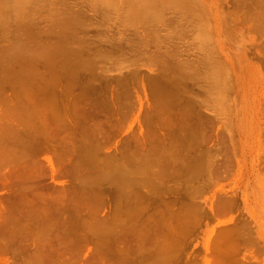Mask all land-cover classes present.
<instances>
[{"label": "rangeland", "instance_id": "obj_1", "mask_svg": "<svg viewBox=\"0 0 264 264\" xmlns=\"http://www.w3.org/2000/svg\"><path fill=\"white\" fill-rule=\"evenodd\" d=\"M27 1L31 26L0 25V264H264V0H159L137 26L130 0ZM60 39L22 90L15 55Z\"/></svg>", "mask_w": 264, "mask_h": 264}, {"label": "bare ground", "instance_id": "obj_2", "mask_svg": "<svg viewBox=\"0 0 264 264\" xmlns=\"http://www.w3.org/2000/svg\"><path fill=\"white\" fill-rule=\"evenodd\" d=\"M94 1H95V3L97 4L98 7H102L103 8V7H106L107 6L106 9H112L111 7H113L114 11L112 13L109 12V14L110 13L113 14L115 12V10H116L117 15H118V13L123 14L122 13L123 12V2H122V0H121V2L119 0H94ZM168 1L169 2H173L174 0H168ZM191 1L193 2V0H191ZM256 1L257 0H255V4H256ZM262 1H259L258 0V3L260 2L262 4ZM141 2H142V0H130V4L127 2L129 4L128 7H132L131 9H129L130 10V13H129L130 15L129 16H131V19L133 18V20H132L133 23L135 22L134 19L135 20L137 19L138 22L141 19H144V20H147V23H148V21L149 22L150 21L151 22L152 21L155 22L156 19L157 20H160L161 14H160V10L158 8V5H160L159 0H148L146 6H144L142 9L139 7V5H140ZM95 3L93 2V0L91 1V4H95ZM263 3H264V1H263ZM27 4H28V1L27 0H0V25H5L6 24L7 17H8L7 16L8 12H10L12 15H14L15 18L19 19L20 20L19 23H24L23 25L19 26L20 29L23 28L25 26V24H26V26L27 25H30L29 24V20H32V19H29L30 16H31V15L29 16V14L31 12L28 10V8L26 6ZM93 6H95V5H93ZM109 6H110V8H108ZM259 7H260V5H259ZM261 7H262V5H261ZM260 9L261 10L258 11L259 17H260L259 18V23H260L259 25L262 26V25H264V9H263V7L260 8ZM102 10L104 11V9H102ZM28 12H30V13L28 14ZM121 14H119V15H121ZM257 17H258V14H257ZM129 19H130V17H129ZM75 20L76 19L74 17H72V18L71 17H68V18H65L63 20L62 16L59 15L58 18H57L56 24L53 25V26L55 27V29L59 26L61 28L60 30H63V31H65V30L68 31L69 30L70 31L74 27V22H76ZM137 21L134 23L135 26H137L136 25L138 23ZM27 27H29V26H27ZM22 30H24V29H22ZM56 30L59 31V29H56ZM31 36L32 37H35L34 34H31ZM144 39H145V37H144ZM144 39H142V41ZM61 40L62 39H60V41L58 43H56V44H49L48 46H45L44 48L43 47H38L37 45H34V47H28L23 52H19V53H17L15 55L16 57L23 58L28 63V66L27 67L18 68L17 72L15 73V75L17 76V79L21 82L20 83V88L22 90L28 91V89H31L34 86H40V87H43L44 86L42 83H39V84L36 85L35 83L32 82V78H31L32 66H33V63H34V61H35V59L37 57L46 55L47 52H50V53H74V52H70L71 51V47H70L68 41L65 39L64 41L61 42ZM139 40H141V39H139ZM147 41L148 40H146L145 42L143 41V42L144 43H147ZM148 44L149 43H147V45ZM27 50H30V51L27 52V53H25ZM184 67L186 68V66H184ZM183 73H185V72H183ZM183 73H182L181 76L185 75ZM212 73H211V75H212ZM215 76H216V74H215ZM157 89H158L159 92H162L163 94H166V95H169L171 93L168 90V85L159 84V86L157 87ZM14 113L15 112H13V115L15 116L14 118H16V117L19 116V115L14 114ZM28 115L31 116V113H28ZM6 119L12 121V119L10 117L9 118H6ZM7 122H10V121H7ZM13 126H15V125H13ZM13 126H12V124L5 125L4 126V132L3 133H8V134L11 133V134H14V131H13L14 130V127ZM1 129H2V127H1ZM1 132H2V130H1ZM3 141H7V140L4 139V138H2L1 135H0V156H1V160H2V158L5 155V150L3 148L4 147L3 146ZM91 158L94 160L93 157H91ZM205 163L206 162H204V164H203V162H202V164L201 163L200 164L198 163L199 165L196 164V166L194 167V169L192 168L190 170V173H196L195 175H197V172H199L201 170L203 171L204 166H205ZM108 166H111V167L110 168L109 167L104 168V170L100 172L101 173L100 176L101 177H103L104 175L109 176L114 182L117 183V185H119L121 191L122 190H127V187H130L128 185L129 184L132 185V183H133L132 179H130L127 176L128 171L131 170L132 167L129 166L130 168H128V166H126V164H120V165H114V166H112V164H110ZM151 166H152V162L150 163V161H148V160H143L140 164L136 165V168H141L143 171H149L151 169ZM198 174H200V173H198ZM20 207H21V205H20ZM1 212L2 211L0 210V213ZM12 213H13L12 211L9 212V214H12ZM41 214H42V212H41ZM9 220L11 221V218ZM44 224H45V222L43 223V225ZM5 227H6V220H4V222H2V224L0 225V228L5 229V231H6L7 228H5ZM2 231H4V230H2ZM29 233H32V232H29ZM33 233H34V231H33ZM34 236H35V233H34Z\"/></svg>", "mask_w": 264, "mask_h": 264}]
</instances>
